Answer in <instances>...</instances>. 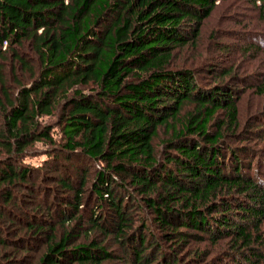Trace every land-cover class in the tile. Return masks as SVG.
<instances>
[{
	"label": "trees",
	"instance_id": "obj_1",
	"mask_svg": "<svg viewBox=\"0 0 264 264\" xmlns=\"http://www.w3.org/2000/svg\"><path fill=\"white\" fill-rule=\"evenodd\" d=\"M219 1L0 0L1 257L9 242L25 249L46 238L38 264L112 258L96 238L77 243L78 227L58 238V224L27 222L7 210L30 173L58 171L62 155L81 177H60L70 196L57 209L59 225L75 218L78 225L88 211L85 167L94 163L90 229L112 232L135 264L182 263L177 251L153 242L151 224L180 241L188 238L182 227L214 245L227 239L216 258L226 264H263L264 144L244 141L264 140V110L242 125V91L224 81L233 67L211 85L175 63ZM250 2L264 15V0ZM247 45L245 54L254 56L262 48ZM259 76L233 79L264 96V72ZM163 126L171 135L157 146ZM35 143L48 146L41 166L26 162ZM22 224L26 236L3 235L21 233Z\"/></svg>",
	"mask_w": 264,
	"mask_h": 264
},
{
	"label": "rangeland",
	"instance_id": "obj_2",
	"mask_svg": "<svg viewBox=\"0 0 264 264\" xmlns=\"http://www.w3.org/2000/svg\"><path fill=\"white\" fill-rule=\"evenodd\" d=\"M217 8L213 14L207 18L202 26L201 36L196 42L188 43L176 51L177 59L175 63L184 67H191L196 71L200 82L204 84L214 85L217 82H222L221 75L230 71V67L234 68L232 76L226 75L225 82L236 86L242 91V96L239 100V111L241 112L242 125L245 120L254 122L258 112L264 110V96L258 94L253 88H244L239 84L240 78L234 80V76L241 78L252 77L254 81H259V73L264 72V15L254 8L250 0H225L217 3ZM254 42L260 45V52L254 56V52L248 51L245 54L244 50L248 47L247 44ZM247 55V56H246ZM190 108L187 107L182 115ZM56 117H47L45 122L56 124ZM159 135L154 140L155 145H160L163 139L169 138L171 132L164 126L159 127ZM53 135L56 140L61 138L59 127L53 129ZM264 140L256 138L251 142L244 141L245 144L257 148H262L261 144ZM48 148L42 143H35L30 149L29 156L26 162L31 165L41 166L44 160L47 159L45 153ZM59 170L52 171L49 167L43 171L38 168L35 173H30L27 184H20L16 189L17 198L14 206H8L7 210L17 214L23 220L37 222L50 227L53 224H58L55 229V234L58 238L62 236L66 229L78 227L75 234L80 237L77 243H88L92 239H97L101 246L105 247L108 252L113 253L112 258L104 261L102 264H135L129 256L124 252V247L119 243L118 238L111 232L102 230H91L89 225V216L91 209L95 206L96 197L92 191L93 179L95 177V164L85 167L87 171L84 197L86 203H90L84 216L81 217L83 229L77 225L78 218L65 225H59L57 218V209L65 207L66 198L70 194L66 193L60 186V177L73 176L76 180L81 175H76L74 166L68 160L60 156L58 159ZM45 168V167H44ZM72 197V195H71ZM18 201V203H17ZM54 215V216H53ZM32 219V220H31ZM17 222H20L18 220ZM16 222V227L18 223ZM83 223V224H82ZM152 229L156 230L157 236L153 240L154 243L162 244L166 250H174L178 252L181 264H226L218 261L217 256L227 249L226 241H221L214 245L210 240L201 237V233L195 230H188L184 227L180 231L186 232L188 238L185 241L168 238L164 233L163 228H159L158 224H151ZM264 225V224H263ZM23 231L19 234L4 233L3 235L13 240L18 236H26L25 224L20 225ZM12 230V228L10 229ZM51 232H48L50 234ZM11 234V235H10ZM194 234V235H193ZM46 238L27 241L25 249H20L15 242H9V246L4 247L6 253L3 255L4 262L10 264H38L42 254L46 251ZM150 250V249H149ZM151 251V250H150ZM8 256V259L6 258ZM161 254L157 255V260H160ZM264 264V262H263Z\"/></svg>",
	"mask_w": 264,
	"mask_h": 264
}]
</instances>
